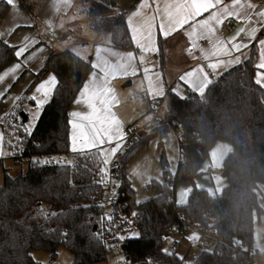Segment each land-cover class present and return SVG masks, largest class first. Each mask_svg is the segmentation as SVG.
Instances as JSON below:
<instances>
[{"label": "trees", "instance_id": "16d2710c", "mask_svg": "<svg viewBox=\"0 0 264 264\" xmlns=\"http://www.w3.org/2000/svg\"><path fill=\"white\" fill-rule=\"evenodd\" d=\"M46 2L17 0V5L36 19ZM79 2L86 7L91 29L108 32L114 47L128 49L132 46L123 14L114 11L116 0ZM8 8L9 4L0 0V16ZM160 43L161 40L159 48ZM14 53L13 47L0 41V69L15 58ZM255 57L253 46L241 64L210 82L202 95L191 93L179 97L167 92L159 124L151 131L141 130L138 141L119 152L114 160L118 189L109 221L104 208L93 201L95 195L104 192L107 183V179L101 182L102 157L92 155L98 150L72 155L73 164L38 163L40 157L69 156L68 110L91 70L89 60L69 49L51 52L34 80L52 72L57 84L50 101L42 107L31 135L10 122L3 125L7 156L15 161L25 159L27 168L25 173L16 176H9L3 169L0 264H41L32 259L31 250L45 251L54 260L59 247L72 255V264L103 262L112 248L110 244L118 241L116 232L123 230V220L128 218H132L139 236L122 240L120 251L132 261L255 264L250 253L253 219L255 212H262L257 199L260 185H264V88L254 83ZM16 126L18 130L14 132L18 134L19 143L9 133ZM167 128L177 133L176 171L170 175L164 169L163 182L151 184L156 185L158 194L137 203L126 176L127 165L152 136ZM216 139L231 144V151L223 161L227 175L222 192L212 196L205 190L193 188L186 203L177 205L176 184L194 181ZM47 206L54 211H46ZM185 220L198 230L210 232L216 240L213 250L200 251L191 262L175 253L178 243L173 246L172 255L162 251L167 228H181L184 232ZM237 236H242L243 240H238ZM235 242L238 247L234 246Z\"/></svg>", "mask_w": 264, "mask_h": 264}, {"label": "crops", "instance_id": "0c3cea01", "mask_svg": "<svg viewBox=\"0 0 264 264\" xmlns=\"http://www.w3.org/2000/svg\"><path fill=\"white\" fill-rule=\"evenodd\" d=\"M9 1L11 2L9 8L0 16V33H3L0 41L8 45H12L11 43L14 41L18 43L15 46L20 45L22 47L25 37H28L37 43L29 47L22 57L18 59L15 55L13 60L0 69V74H2L13 65L21 64V68L16 72L14 80L9 76L0 83V93H4L3 97L0 98V131L4 132L3 125L5 123L10 122V124H13L14 116L20 112H23L26 118L25 121H27L30 118V109H32L33 113H38V119L42 107L50 101L54 90L49 92L47 102L42 107H38L37 101L44 99V97L41 93H37L36 90L41 83L48 81L52 76L56 78V76L54 73L49 72L35 81V74L41 70L46 57L51 52L69 49L79 57L89 60L91 64V70L68 110L70 158L72 155L84 152L79 150L84 147L81 143L82 141L87 142L98 132L99 135H104L102 125L97 119L101 105L97 104L94 112L88 107L87 94L81 96L86 84L90 85V91L92 90L91 85H96L99 99L107 101L104 107L111 104V111L122 124V140L115 141L112 144H100L96 148L85 150L100 151L101 149L106 150L114 147L117 142L121 143L123 148L127 131L132 124H139L138 126L142 131H150V128L156 123L155 120L153 121L154 117L151 109L153 106L159 109L160 118L157 119V122L161 121L166 107L165 97L168 91L179 97H183L187 91L202 95L210 82L216 80L223 72L233 67L228 66L225 68L224 66H219L216 69H210L207 66L209 63H215L217 59L226 60L229 57L219 56L205 59L198 48H193L191 54H189L188 49L192 45L186 35V30L190 31V25L179 28L178 26L170 25L166 19L167 6L183 3V0H148V6L143 8L140 7L141 0H116L114 11L123 14L131 39L132 46L128 49L112 46L108 32L91 29L86 7L83 6L82 11L77 10L75 7V5L79 4V0H47L34 21L29 14L18 7L17 0ZM224 2L231 3L232 0H224ZM250 2L256 5L254 11L264 9V0H250ZM133 13L138 14L133 15ZM204 16H207V13ZM204 16L198 17V19H203ZM161 26L169 33L167 36L161 34ZM241 26H243L242 22L229 18L220 26L218 35L227 41L228 38L235 35L237 29ZM149 34L152 37L150 44L147 42ZM51 36L55 37L54 41L49 40ZM65 36H70V39L66 41L64 39ZM159 40H161L160 48ZM260 40H264V27H261L256 33L255 40L251 41L248 48L233 53V58L236 55H240L243 61L248 57L250 49L253 46L256 48L254 80L257 72H264V69L256 67L260 62L261 49L258 45ZM137 41L141 46H137ZM240 41L248 43L247 38L243 35L237 40V42ZM198 45L205 50H210L211 48L209 41L206 39L199 40ZM129 54H132V56ZM122 61L125 63H122ZM126 65L128 66L126 67ZM200 68L208 74L210 82L206 81L203 86L193 88L181 79L186 73L194 72ZM109 89H111L110 93L108 92ZM101 92L104 95H100ZM143 93L148 95V99L142 98ZM33 96H36L37 99H30ZM16 97H20V99L16 100ZM113 97L114 100L112 99ZM78 100L80 101L79 103H77ZM74 112L80 113L81 116H72L71 113ZM9 116L11 117L7 120ZM84 117L88 118L85 119ZM37 119L34 121L35 124ZM172 131L177 137V133L174 130ZM73 143H75L77 151H72ZM2 150L6 153L4 144ZM120 151L111 157V163ZM230 151L231 144L229 142L221 139L214 140L208 155L203 159L199 167L198 175L194 178L197 189L205 190L212 196L219 195L222 192L226 185L224 175V179L216 180L213 174L211 177L212 182H210L212 186L207 183L206 179L202 180L206 176H199L207 168L209 172L218 168L223 169V161ZM3 157L5 155L0 156V163ZM189 183V181H184V184L177 186V188L175 186L174 200L177 205L186 203L192 190ZM151 186L152 188L154 187L153 185ZM189 228L196 230L202 237H200L197 245L200 241H204L206 242L205 249L208 251L213 250L216 240L210 232L199 231L195 227ZM188 229L180 233L183 238ZM204 238H209L211 243ZM181 240L174 241L178 243L176 250ZM197 245L196 248L198 250L193 252L189 247L186 252L184 250L177 255L184 258L185 261L191 262L202 251Z\"/></svg>", "mask_w": 264, "mask_h": 264}, {"label": "snow or ice", "instance_id": "6c2138e0", "mask_svg": "<svg viewBox=\"0 0 264 264\" xmlns=\"http://www.w3.org/2000/svg\"><path fill=\"white\" fill-rule=\"evenodd\" d=\"M148 6V0H141L140 7ZM166 10V19L170 25L178 26L183 28L185 25H190V31L186 30V35L189 37L192 47L188 49L189 54H191L193 48H198L205 59L209 57H229V59H217L215 63H209L207 66L210 69H216L219 66H235L241 64L242 58L240 55H236L233 58V53L240 52L242 49L249 47L251 41L255 40L256 33L260 30L261 27H264V9L260 11H254L256 5L252 4L250 0H232L231 3H225L224 0H183V3L176 5H168ZM253 10V11H250ZM207 13V16L204 14ZM138 13H133L136 15ZM204 16L203 19H198V17ZM255 17V18H254ZM229 18L236 19L237 21L242 22L243 26L239 27L234 36L228 38L225 41L221 36L218 35V31L221 25L224 24ZM131 28V19L129 20ZM161 34L167 36L169 33L164 30L161 26ZM247 38L248 43L243 41L237 42L238 38L241 36ZM3 36V33H0V37ZM201 39H206L209 41L211 46L210 50H205L200 48L198 41ZM152 41L151 34L147 37V42L150 44ZM37 43L32 39L25 37V42L22 47L14 53L19 59L23 54L31 47L33 44ZM258 45L261 49L260 51V62L256 65L258 69H264V40L258 41ZM137 46H141L137 41ZM150 50V49H148ZM132 56V54H129ZM134 58V57H133ZM26 63V61H25ZM122 63H125L122 61ZM128 65H126L127 67ZM21 68V64L17 63L11 68L5 70L4 73L0 74V83H2L7 77L11 76L13 80L16 78V72ZM147 71V69H146ZM186 83L190 84L193 88H199L205 84L206 81L210 82L208 74L203 71L202 68L197 69L194 72H188L185 76L181 77ZM254 83L259 85L261 88H264V72H257ZM57 84L56 78L54 76L50 77L48 81L41 83L37 88V93H41L44 99L38 100V107H42L49 96V92L54 90ZM10 87V85H9ZM92 90L90 91V85L86 84L85 88L81 92V96L87 94L88 96V107L95 112L96 105H101L100 112L97 114V119L102 125V131L104 135H99V132L94 135L87 142L82 141V147L80 151H85L88 148H96L100 144H112L115 141H120L123 138L121 132V121L115 114L111 111V104H108L107 107L104 105L107 103L105 100H100L96 89V85H91ZM111 92V89L108 90ZM4 93H0V98H2ZM104 95V93H100ZM16 100H19L20 97H16ZM30 99H37L36 96L30 97ZM114 100V97L112 98ZM80 101L78 100L77 103ZM72 116L78 117L81 116L80 113H71ZM38 113H33L31 119L26 124L19 125V128L27 134L31 135L34 128V121L37 119ZM87 119L88 117H84ZM106 125V126H105ZM15 135V133H11ZM17 143H19V137H16ZM5 143L4 132L0 131V156L5 155L3 152V144ZM122 148V144L117 142L114 147L108 149H101L98 153H93L92 155H99L102 157L101 163L103 167L99 171L103 174L101 182H104L107 179L108 170L107 166L111 162V157L114 156ZM78 149L73 143L72 151H77ZM51 161H38V163H49ZM56 163H61V161H55ZM51 215H55L52 213ZM133 215H136L133 213ZM107 219L110 221L111 216H108ZM97 237L99 234H96ZM138 233H131L129 236L119 235L117 236L118 240H125L130 238H138ZM166 255H172L168 249L162 250ZM123 260V258H121ZM126 264V262H125Z\"/></svg>", "mask_w": 264, "mask_h": 264}, {"label": "rangeland", "instance_id": "374dc122", "mask_svg": "<svg viewBox=\"0 0 264 264\" xmlns=\"http://www.w3.org/2000/svg\"><path fill=\"white\" fill-rule=\"evenodd\" d=\"M9 6L11 2L9 0H5ZM77 10H83V5L79 2L78 5H75ZM34 21V19H33ZM15 47V52L19 49V46H15L18 43H15L14 41L11 43ZM13 47V48H14ZM23 113V112H20ZM19 114H16L14 116V123L15 125H21L26 124L31 119V116L33 114V110L30 109V118L27 121H23ZM156 121V123L153 124V126L150 128V131L156 127L159 122H157V119L153 118V121ZM34 123V122H33ZM35 125V123H34ZM137 127H139L137 124H134ZM17 126L14 127L11 132L18 130ZM22 130V129H21ZM15 133V132H14ZM17 133H15L14 140H16ZM6 154L5 157H3L1 163H0V188L3 185V169L6 170L7 174L9 176H16L20 173H25L27 168V161L25 159H18V161H15L13 158H9L6 155L9 154L7 148L5 147ZM178 142L177 137L175 133L170 129H165L161 134L152 136L148 143L142 147L129 161L127 168H126V176L129 180L130 187L132 188L134 192V199L135 202L140 203L142 201H145L149 198H152L158 194V189L155 187L154 184L152 190L146 191L144 189H141L140 186L142 184H161L164 180V169L169 172L170 175L173 174L177 162H178ZM38 161H51L49 163H39L40 165H46V164H73L72 158L65 155H56V156H50V157H40L38 158ZM55 161H61V163H56ZM110 164L107 166V170H109ZM103 166V165H102ZM223 169L218 168L216 170L208 171V168L202 171L203 173L201 176H206V178H203L202 180L207 181V183L212 182L211 177L214 174L216 177V180L224 179L223 176ZM184 184V182L176 184L177 186H180ZM191 188H196V183H189ZM211 184V183H210ZM212 186V184H211ZM105 192H103L104 194ZM258 206L262 209V212L254 214L253 219V230H252V239H251V245L254 250V259L258 261L261 264H264V185H260V192L258 194L257 199ZM110 207H106L104 209L105 215L109 216V209ZM123 219L124 216H123ZM127 219V218H126ZM124 222V228L123 230L116 232V239L117 236L123 235V236H129L131 233H138L133 225L132 218H128L127 220H123ZM200 234L196 232L193 228H189L186 232V235L183 238V235H175L171 234L168 237L165 238L163 242V249H168L170 252L174 250L173 248V242L181 240L177 250H175L176 254H181L184 250H186L190 247L191 250H198L196 248L197 242L200 239ZM202 238V237H201ZM208 242L211 243V240L209 238H204ZM118 240V239H117ZM122 241V240H118ZM210 249V247H208ZM207 250V249H205ZM30 255L33 260L41 263V264H72V255L64 248L59 247L56 251V257L55 259H51V255L45 251L42 250H31ZM123 258V260H121ZM125 260V256L120 251V249L111 248L109 253L107 254L106 260L97 264H118L123 263Z\"/></svg>", "mask_w": 264, "mask_h": 264}, {"label": "built area", "instance_id": "2783aa9c", "mask_svg": "<svg viewBox=\"0 0 264 264\" xmlns=\"http://www.w3.org/2000/svg\"><path fill=\"white\" fill-rule=\"evenodd\" d=\"M99 1L100 0H98V2ZM64 39L66 41H68L70 39V36H65ZM49 40L54 41L55 37L51 36L49 38ZM190 95H191L190 91L185 92V96H190ZM142 98L148 99V95L146 93H143ZM200 100H202L201 96H200ZM151 113L155 119L160 118L159 117V109L157 107L153 106L151 109ZM140 131H141L140 128L134 124L129 126V129H128L126 137H125V142H124L123 148L120 152H123L131 143H135L138 141ZM118 155H119V153L116 155V157H118ZM116 157H115V159H116ZM114 160L111 163L109 170H108L107 183L105 185V190H104L105 193L104 194L102 193L100 195H95L93 197L94 203L101 205L104 209L106 207L111 208V206L114 204V202L116 200V196H117L118 182L116 181V174L113 172L114 167H115ZM140 187H141V189H144L146 191L152 190V186L150 184L141 185ZM45 210L48 212L54 211V209L51 206H47ZM189 227H192L190 222L188 220L183 221L182 229H185V228L188 229ZM199 231H201V230H199ZM181 232H182L181 228L169 227V228H167L165 233H166V236H169L171 234L179 235ZM110 245L112 248L121 249L122 241H116L115 243L110 244ZM173 246H176V242H173ZM197 246L199 249L204 250L206 248V242L200 241ZM234 246L238 247L239 246L238 242H235ZM250 253L252 254V258H253L254 263L255 264H261L254 259V255H253L254 250L253 249L250 250ZM125 262H126V264H144V261H142V260L135 262V261L130 260L129 258H127V259L125 258L123 263H118V264H125Z\"/></svg>", "mask_w": 264, "mask_h": 264}, {"label": "water", "instance_id": "95a60500", "mask_svg": "<svg viewBox=\"0 0 264 264\" xmlns=\"http://www.w3.org/2000/svg\"><path fill=\"white\" fill-rule=\"evenodd\" d=\"M20 116H21V118L23 119V121H25L26 118H25V116L23 115V113H20ZM223 175H224V176L227 175V170H226V169L223 171ZM93 230H95V228H93ZM237 239L240 240V241H242V240H243V237H242V236H237ZM126 259H127V257H126Z\"/></svg>", "mask_w": 264, "mask_h": 264}]
</instances>
